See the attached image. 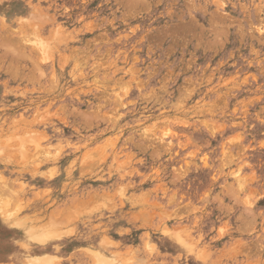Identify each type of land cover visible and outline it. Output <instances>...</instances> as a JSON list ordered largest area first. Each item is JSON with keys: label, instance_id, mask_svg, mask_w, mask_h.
Instances as JSON below:
<instances>
[{"label": "rangeland", "instance_id": "rangeland-1", "mask_svg": "<svg viewBox=\"0 0 264 264\" xmlns=\"http://www.w3.org/2000/svg\"><path fill=\"white\" fill-rule=\"evenodd\" d=\"M0 264H264V0H0Z\"/></svg>", "mask_w": 264, "mask_h": 264}]
</instances>
